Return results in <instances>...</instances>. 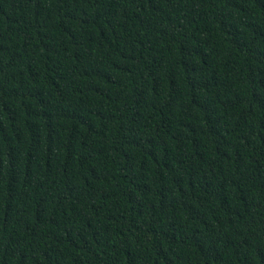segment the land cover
Wrapping results in <instances>:
<instances>
[{"label": "trees", "instance_id": "16d2710c", "mask_svg": "<svg viewBox=\"0 0 264 264\" xmlns=\"http://www.w3.org/2000/svg\"><path fill=\"white\" fill-rule=\"evenodd\" d=\"M0 264H264V0H0Z\"/></svg>", "mask_w": 264, "mask_h": 264}]
</instances>
